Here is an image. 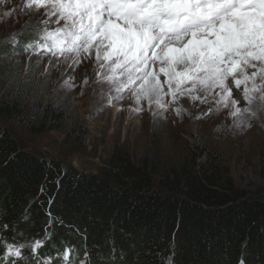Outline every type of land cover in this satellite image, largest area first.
Returning <instances> with one entry per match:
<instances>
[{"label": "snow or ice", "instance_id": "snow-or-ice-1", "mask_svg": "<svg viewBox=\"0 0 264 264\" xmlns=\"http://www.w3.org/2000/svg\"><path fill=\"white\" fill-rule=\"evenodd\" d=\"M0 7L3 16L23 20L19 30L9 33L14 48L20 47L25 25L31 29L23 53L29 61L36 58L41 74L55 77L50 95L64 87L82 97L91 94L101 111L115 109L119 115L126 110L129 118L155 122L215 116L230 120L228 126L237 132L250 130L257 120L264 124V0H0ZM11 159L0 167L8 168ZM68 175L62 170L45 178L34 194L25 190L19 214L11 211L17 204L14 180L0 176V199L10 205L6 221L0 222V264H72L75 246L62 241L61 252L57 245L55 229L66 222L54 215L53 205L71 196L74 210L87 214L89 206L69 192ZM15 182L24 183L20 177ZM40 214L47 219L43 237L37 238L34 225ZM21 220L33 226L29 244L15 242L22 235ZM67 227L85 241L80 264H92L95 255L102 257L99 264H139L138 258L128 260L129 252L137 256L136 239L123 226L121 235L132 247L122 246L118 253L110 227L108 257L102 256L105 245L87 243L86 228L71 222ZM8 234L14 242H8ZM45 249L55 250V256ZM144 255L176 264V253L164 259L158 246Z\"/></svg>", "mask_w": 264, "mask_h": 264}, {"label": "trees", "instance_id": "trees-1", "mask_svg": "<svg viewBox=\"0 0 264 264\" xmlns=\"http://www.w3.org/2000/svg\"><path fill=\"white\" fill-rule=\"evenodd\" d=\"M30 35L31 31L24 36L30 38ZM8 49L5 47L0 54L7 55ZM17 113L14 102H5L0 107L2 119L16 122ZM53 118L56 120L57 116L53 115ZM54 126L55 122L49 129ZM32 129L39 132L47 128L43 122ZM196 151L192 152L194 158L208 159L198 164L196 171L189 167L187 159L179 170H172L159 186H154L151 172L128 163L118 164L117 157L110 162V168L100 173H88L42 159L24 150L8 131L0 127V163L15 157L8 168L0 167V176L13 178L17 204L11 211L19 214L26 204L20 194L25 190L34 194L45 178L51 180L62 170L69 173L65 179L69 192L75 191L76 200L89 207L87 214H83L82 209L74 210L71 196L64 204L53 205L54 215H62L66 222L64 227L55 229L59 233L56 241L61 252L64 241L67 246H75L72 254L84 256L85 241L69 230L67 223L71 222L87 229L88 244L105 245L103 257H108L111 250V240L106 242L105 239L107 235H113L107 231L110 227L115 230L118 253L122 246L132 247L129 237L121 235L123 226L136 239L137 256L129 252L130 262L138 258L139 264H161L160 257L144 255L146 249L158 246L164 259L175 252L176 264H239L241 259L245 264H264V189L240 190L234 184L229 168L210 164L212 154L206 144ZM16 177L22 178L24 183L15 182ZM75 184L79 187L74 189ZM9 207L0 199V222L6 221L5 210ZM46 219L43 214L36 217L37 238L44 235L40 230ZM20 226L22 235L17 236L15 242L31 243L33 226L25 225L24 220ZM8 242H14L12 234H8ZM45 253L55 256L53 249H45ZM25 255L28 252L25 251ZM101 258L100 255L93 256L92 264H99Z\"/></svg>", "mask_w": 264, "mask_h": 264}, {"label": "rangeland", "instance_id": "rangeland-1", "mask_svg": "<svg viewBox=\"0 0 264 264\" xmlns=\"http://www.w3.org/2000/svg\"><path fill=\"white\" fill-rule=\"evenodd\" d=\"M3 11L0 7V51L5 47L9 51L0 54V107L8 101L16 103L18 121L0 118V127L24 150L88 173L110 168L117 157L118 164L151 172L153 185L159 186L187 159L196 171L198 164L208 159L194 158L192 152L206 144L212 154L210 164L229 168L237 188L250 192L264 189V124L260 121H254V126L244 132L232 130L230 120L215 116L199 121L155 122L129 118L126 110L119 115L115 109L101 111L102 104L91 94L82 97L79 91L73 93L64 87L58 89L59 95H50L55 77L41 74L36 58L29 61V54L23 53V43L29 39L24 35L31 29L25 25L20 47L14 48L9 33L19 30L23 20L5 17ZM43 122L47 129H32ZM83 259L82 254H71L72 264Z\"/></svg>", "mask_w": 264, "mask_h": 264}, {"label": "bare ground", "instance_id": "bare-ground-1", "mask_svg": "<svg viewBox=\"0 0 264 264\" xmlns=\"http://www.w3.org/2000/svg\"><path fill=\"white\" fill-rule=\"evenodd\" d=\"M17 3V4H19L20 3V0H12V2H10V3ZM8 3V2H7Z\"/></svg>", "mask_w": 264, "mask_h": 264}]
</instances>
